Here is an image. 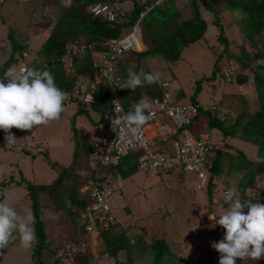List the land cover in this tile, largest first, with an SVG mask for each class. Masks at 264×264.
Segmentation results:
<instances>
[{
	"label": "trees",
	"instance_id": "16d2710c",
	"mask_svg": "<svg viewBox=\"0 0 264 264\" xmlns=\"http://www.w3.org/2000/svg\"><path fill=\"white\" fill-rule=\"evenodd\" d=\"M105 0H72L69 7H63L62 13L56 20L55 25L50 30L49 35L43 40L41 47L38 50L28 67H36L39 69L50 70L55 77L57 86L65 92H70L76 82L82 78L87 79L84 81H94L95 73L92 62L91 54L88 52L85 55L71 56L66 60L63 59L66 53L67 45L70 40L82 39L87 43H93V50L99 51L105 48L104 43L109 39L117 37L123 29L130 30L131 27L138 22L140 13L145 9L144 4L138 0H130V7L121 6L126 14L125 20L107 21L101 19L100 16H95L90 12V6L96 2ZM115 2L121 0H114ZM231 13H238L237 22L240 30L244 33L248 41H252L254 36L264 32V0H223ZM189 5L192 8V15L188 17L181 16V8L175 0H166L159 5H155L151 11L146 14L140 21L141 35L144 44L142 51L131 52L130 65L126 66L124 62L120 65L123 73L124 84L128 79V68L132 67L137 73H153L150 68H146L144 63L149 61L152 57H161L167 62H176L180 59L182 50L193 42L202 39L207 32L208 22L204 14L200 10L197 0H190ZM188 7V6H187ZM204 7L211 11L216 17L213 24L219 28L218 40L224 43V48L221 54H218L216 67L218 69V61L223 54L231 56L233 62L236 63V70L233 78L237 83L251 82L256 90L260 103L258 110L249 112L247 110L240 113V116L235 118L234 123L229 122L225 124L224 121L218 119L215 115L212 116V111H209L210 124L212 127L220 129L224 136H237L238 138L253 143L258 147V155L261 159L255 161L249 160L245 153L241 150H236L237 155L235 159H231L228 163L229 171H238L242 173L239 182L235 185L239 188L242 195V201H249L243 197L247 188H255L263 180L264 174V50H259L250 55L249 51L244 47L241 48V55L233 53L229 49V40L224 34V27L221 24L218 13L220 11L204 0ZM204 12V11H203ZM212 15V16H213ZM210 18V14H206ZM8 36L11 39V47L8 56L0 61V79L4 78V73L13 62H16L18 56L26 49H30V43L23 40H17L11 30L8 31ZM150 40L147 41V39ZM146 40V41H145ZM92 50V51H93ZM69 64L73 68L68 71ZM237 64L239 68L237 69ZM213 71L209 78L213 79L216 72ZM81 79V80H82ZM203 79V80H204ZM201 80L198 82L196 93L199 92ZM6 82V81H5ZM168 88V87H167ZM168 91V90H166ZM165 92V91H164ZM160 83L151 85H144L138 87L134 91L128 88L119 90V96L125 106H129L134 102H138L144 95L150 94L152 96H162L164 94ZM113 93L110 89L104 86L98 87L96 94V102L93 104L94 111L104 114L111 107V99ZM77 103L78 113H84L91 118V112H88L89 107L80 102L78 98H73L72 103ZM66 103V101H65ZM89 111H91L89 109ZM78 115V114H76ZM76 115H73L76 117ZM37 126L31 131L19 130L16 128L11 129L14 136H32ZM74 129H76L74 127ZM2 130V129H0ZM3 131V130H2ZM78 135V134H76ZM75 150L70 165L61 166L56 161H53L48 153L45 152L44 156L49 161L53 168L59 170V174L51 184H35L26 178L16 181L17 185H24L28 189V197L31 206V216L35 218L33 225L34 233L36 236V246L32 253V258L35 264H48L42 260V251L47 249L48 238L46 234V226L42 218V194H46L49 198L58 203L62 207L68 204V212L75 220L74 228L78 229L75 216L78 214V209L83 205L84 200L81 198L80 188L86 181V174L83 170L89 167V174L95 179L100 181L105 180V175H113L115 172H122L124 177H127L138 170L137 157L138 153H132L125 160L124 163L117 168L113 167H91L89 161V153L92 150V145L89 143L81 149L77 138L75 141ZM215 151V148H213ZM227 153L223 150H218L212 171L219 173L225 167L222 163V158H225ZM221 164V166H220ZM223 165V166H222ZM100 175V178L98 177ZM213 177H211L208 190H212ZM13 180V179H12ZM12 180H2V185H9ZM224 205H228L223 201ZM247 212V209H245ZM79 218V216L77 217ZM120 223L103 227L98 229L97 238L101 239L103 251L110 257L115 259L116 264H138L137 261L146 259L145 262L150 264H180L181 262L188 264L185 258L176 255L170 248V243L163 237L154 239L148 243L143 234L128 235L124 229L117 230ZM17 235L18 234H14ZM17 243L18 237L11 241ZM8 244V245H9ZM55 253V250L53 251ZM120 257L122 259H120ZM264 260V258H262ZM82 264L88 263V258L85 254L80 256ZM144 262V261H143ZM142 262V263H143ZM148 264V263H146ZM196 264H217L212 259H200ZM237 264H247L246 262H239ZM264 264V263H263Z\"/></svg>",
	"mask_w": 264,
	"mask_h": 264
},
{
	"label": "rangeland",
	"instance_id": "374dc122",
	"mask_svg": "<svg viewBox=\"0 0 264 264\" xmlns=\"http://www.w3.org/2000/svg\"><path fill=\"white\" fill-rule=\"evenodd\" d=\"M45 1H49V3ZM55 1H58V3H55ZM175 1L181 8L182 17L186 18L192 15V8L188 0ZM32 2L33 0H5L0 7V61L8 56L7 54L11 47L10 38L8 36V30L10 29L8 27L15 30L12 32L17 40L27 41L33 36V41H30V48L32 54L36 55L38 54L43 40L49 35L50 30L62 13L63 7H67L69 4V0H60L61 4L59 0H39L36 3ZM197 2L201 12L204 11L205 18L211 20L216 17V15L214 16L211 11L204 7V0H197ZM208 3H210L215 10L220 11V20L224 23V34L229 40L228 47L233 53L241 55L240 52L242 47L247 49L250 55L259 50H264V32L255 35L251 42L248 41L238 25L237 19L240 17L238 13H231L223 0H208ZM123 5L125 7H130V2L125 1ZM206 14H210V18L207 17ZM212 26L219 31L216 25ZM33 32H35V34H33ZM204 38L206 41V35ZM208 39L211 45L210 49L212 48L211 51H215L216 55L221 54L224 43L219 42L218 33H209ZM232 61L233 58L226 54H223L221 57V64H229L232 63ZM11 65L10 67H13L15 65L14 62ZM184 65L187 66L186 63ZM237 66L238 69L239 65L237 64ZM187 69L188 67L185 71H187ZM208 69V67H204V71ZM169 74L170 72L167 75ZM168 79L170 83L175 82L174 74L170 75ZM234 85L236 86V84ZM68 104L71 105V107H69L70 110H65L67 112L64 111L58 120H54L47 125L37 126L32 136H15L16 139L14 143H7L5 140L6 133L0 130V202L14 206L21 217L31 216V206L27 195L28 189L24 185H17L16 181L26 178L35 184H51L59 174V170L50 165L44 153L47 152L48 156L61 166H67L71 164L76 138L81 145V149H79L81 151L89 144L90 139L93 137L91 129L87 130L84 135L80 130L82 123L91 125L89 117L86 116V119L84 118L85 115L83 117L82 115L74 117L73 115L77 114L74 105L76 107L79 105L75 102L74 105H72V100H70ZM235 106L237 105H234V107ZM71 108H73V110ZM88 112L93 113L94 110H88ZM74 127L76 129H74ZM193 127L194 130L197 128L196 125ZM138 170L139 172H137L133 178H128L126 181L123 178L122 186L117 188L114 195L109 199L112 213L117 217L118 222L121 223L117 230L124 229L127 234H133V232L141 234L145 230L146 232L144 231L142 234L145 235L146 233L145 236L148 242L151 241L150 237L152 235H156L158 238H166L169 242L176 239L175 237L177 236H179L178 239L180 241L183 239V236L186 238V234L188 238L190 234H194L195 240H199L202 236L201 232H205L207 220L211 223L214 222L209 220V217L205 216L201 218L202 222L198 221L195 223L197 216L199 217L197 201L198 198L200 199L199 189L196 183L191 181L196 179V177L192 175L195 173L182 172L185 176L183 177L184 183H182L184 185V193L180 195L178 192L180 186L178 184L168 185L164 183L165 181L161 179L158 180V178L164 176V174L161 175L156 173L154 175V177L156 176L154 182L150 183L148 172L145 170ZM2 180L6 182L7 180H12V183L7 186L2 185ZM217 186L215 189H217ZM261 187H264V182L258 185V188ZM146 191L149 192L146 193ZM218 191H221L220 196L224 198V190L221 189ZM160 195L170 198L171 202L167 205L159 197ZM41 199L43 211L42 218L46 226L50 251L58 249L59 247L61 248L65 242L71 240L79 244L81 250L85 252L79 251L74 254L72 260L73 264H82L80 256L83 254L88 258L87 264H116L115 259L103 251L101 239L97 238V236L93 239L89 234L85 236L83 233H78L74 228L75 220L73 221L72 216L67 210L70 202H67L66 207H62L58 203H54L46 194H42ZM187 213L193 216H188L186 215ZM221 213H223V205L217 204L215 210L217 219ZM74 216L76 224H78L79 218L77 217L79 215L77 214V216ZM129 224H131V226H128ZM141 224H145V229H140ZM147 226H150L151 229L150 227L147 229ZM183 242H185V240ZM186 242L187 243H184V245L189 244V248L198 245V243L191 242L190 239H187ZM177 243L178 242L174 241V243L170 245V248L173 252L182 254V251L179 249L180 246L178 247ZM179 244L182 243L179 242ZM33 246V248H35L36 239ZM31 251H34L32 247L24 248L21 246L18 237L17 243L15 241L9 244L5 249H0V264H35ZM47 252L49 251L44 249L41 253L44 263L49 262ZM195 252L197 253V251ZM52 255L53 257H51V259L53 260L55 253L52 252L51 256ZM199 255L200 259H212L219 264L220 254L212 248V246H202V251L200 253L198 252L196 259ZM183 256L186 257L188 264L194 263L192 262L193 259L187 257L184 251ZM120 259L122 258L120 257ZM145 260L146 259L137 261V263L150 264L149 261L151 259H149L148 262H145ZM180 264L185 263L181 262Z\"/></svg>",
	"mask_w": 264,
	"mask_h": 264
},
{
	"label": "built area",
	"instance_id": "2783aa9c",
	"mask_svg": "<svg viewBox=\"0 0 264 264\" xmlns=\"http://www.w3.org/2000/svg\"><path fill=\"white\" fill-rule=\"evenodd\" d=\"M144 4L145 9L140 13L138 22L130 30L123 31L112 39L104 43L103 50L94 51L93 43H87L82 39H73L68 42L67 51L63 56L66 60L71 56H83L90 53L93 66L95 68V81L91 83H78L67 92L68 99L78 98L88 107L96 102V90L99 82L102 80L105 86L114 93L111 99V109L104 112L99 117L96 124L95 136L92 140V150L88 157L90 164L95 167H117L122 160L131 153H138V168L145 170L149 175H155L160 172L170 170H180L182 172H194L202 186H206L209 177L212 175L213 166V144L207 133L198 134L189 133L187 130L192 124L194 117L198 113V106L192 103H181L172 100L169 91L163 90L162 96L144 95L152 104L151 119L144 127L139 139H133L131 143L128 140H121L117 137V132L112 129L111 120L115 118V112L119 110L120 114H126L133 110L135 102L125 106L118 92L124 85V77L120 71V65L125 61L126 56L133 51L143 50V40L141 35L140 21L155 5H159L166 0H138ZM4 0H0V5ZM90 12L95 16L107 21H124L125 12L121 5L114 0H105L96 2L90 6ZM93 50V51H92ZM32 56L29 52L24 51L19 56L17 67L27 66L31 62ZM73 68L69 64L67 70ZM236 66L232 63L227 64L222 75L232 81ZM111 77V80H109ZM98 82V83H97ZM167 84V83H164ZM166 117L171 122H164L160 127V132L152 135L148 132V125L155 123L160 118ZM161 135L167 138L168 135H174L173 147L170 150L161 149L154 141V137ZM86 181L80 188V194L83 205L78 209V233L85 236H97L98 229L109 227L118 223L117 217L112 213L109 199L114 195L117 188L123 184V176L120 172L113 175H105L103 181L90 176L86 171ZM100 178V175H98ZM238 189L239 198L242 200V193ZM227 190L224 189V192ZM246 195L254 192L247 188L244 192ZM259 203H264V193L260 192L252 195ZM82 251L79 244L75 241H67L64 245L55 249V257L50 264H73L74 254ZM83 252V251H82ZM85 253V252H83Z\"/></svg>",
	"mask_w": 264,
	"mask_h": 264
},
{
	"label": "clouds",
	"instance_id": "9594fccd",
	"mask_svg": "<svg viewBox=\"0 0 264 264\" xmlns=\"http://www.w3.org/2000/svg\"><path fill=\"white\" fill-rule=\"evenodd\" d=\"M71 4L72 0H69L67 7ZM24 51L29 52L32 58L35 56L30 49ZM19 56L18 60L14 62L15 65L8 68L4 73V78L0 79V129L6 133L5 140L9 144L14 143L16 139L11 133L12 128L31 131L35 126L47 125L58 120L65 111V101L69 102L67 92L57 86L54 74L50 70L27 66L17 67ZM232 64L236 66L233 61ZM127 71L128 79L123 86H120L121 88L134 91L146 84L151 85L159 82L158 73H137L132 67H129ZM164 83L167 81L161 82L160 85L166 91L169 86L168 83ZM151 110L152 104L147 98H141L133 105V110L126 114L121 115L117 110L115 118L111 120L112 129L117 132V137L121 140H128L129 143L133 139H139L144 127L151 119ZM187 131L191 133L189 129ZM207 134L210 139V134ZM210 141L215 148L212 138ZM215 159L214 156L213 166ZM88 170L89 167L83 171ZM211 177L215 178L213 171L207 187ZM262 182H264V178ZM226 188L222 204L223 201L227 203L228 209L219 215L218 219L214 212L209 215V220L214 222L211 226L215 227L218 224L225 231L221 232V235L212 242L211 246L220 254L219 264H236L237 259L258 261L264 258V203L257 202L258 200L253 199L252 195L264 193V187L258 188L257 185L253 189L250 188L254 193L249 196L244 193L243 197L249 201H242L239 198L237 188L225 185L223 190ZM34 223V217H21L14 206L0 202V249H5L11 241L17 238L14 234H18L22 247H32L36 239Z\"/></svg>",
	"mask_w": 264,
	"mask_h": 264
},
{
	"label": "crops",
	"instance_id": "0c3cea01",
	"mask_svg": "<svg viewBox=\"0 0 264 264\" xmlns=\"http://www.w3.org/2000/svg\"><path fill=\"white\" fill-rule=\"evenodd\" d=\"M38 1L39 0H33L32 3H36ZM125 1L130 2V0H121V1H119V4L123 7H125L123 5V3ZM188 1H190V0H188ZM45 2L49 3V1H45ZM55 3H58V1H55ZM59 3L61 4L60 0H59ZM32 13H33V10H32ZM202 13L204 14L203 11H202ZM218 15H220V13H218ZM207 22H208V27H207V32L205 34L207 37L206 38L207 42L205 41V38L203 37L202 39H199L198 41L193 42L190 45L186 46L181 52L180 59L176 62H167L163 58H161L159 56L158 57L155 56V57L149 58V61L144 63V65H143L146 68H150V70L153 73L159 74V83H161L163 81L168 82V86H169L168 90H169V93L171 95L172 100H174L175 102H181V103H188L189 102V103H192V104L198 106L199 111H198L197 115L195 116V119L193 120L191 127L189 128L190 132L193 134H198V133H202V132L209 133L210 139L212 138V140H213L212 142L214 143V146H215V151H214L215 157H216V154L218 153V150H223L227 153V155H225V158H222V163L225 164V167L222 165L223 166V167H221L222 171H219V173H217L215 175V178L213 179V186H212L211 191L208 190L207 186L203 187L200 184L196 174H192L193 177H196V179L191 180V181L193 183H196V186L199 189V196H200V199L198 198V201H197V207H199L198 208L199 217L197 216L195 223H197L198 221L202 222V219H201L202 217H205V216L209 217V215L212 214L213 212L215 214L217 204L223 205L222 204L223 198H222V196H220L221 191H218V190L223 189V187L225 185L235 186V184L237 182H239L242 173H240L238 171H229L228 170L229 169L228 163H230V160L232 158L235 159V157L237 155L236 150L243 151L249 160L256 162L257 160L261 159L258 155V147L255 144L248 143V142L238 138L237 136H230V135L224 136L223 132L220 129H218L216 126L212 127L213 124H212V126H210V124L213 120H211V122H210V115L208 114L209 111H212V116L215 115L218 119H220L221 121H224L225 124H229V122L234 123L235 118L237 116H240L239 114L245 110H247L249 112H254L255 110H258V108L260 107V103H259L258 96H257V90L251 82L239 84V83H237V81L235 79L232 81H228L222 75V72H223L224 68L227 66V64H223V63L221 64V58L219 59L218 64H217L218 69L216 70L217 73L215 74V77H213V79H211V78L210 79H204V78H209L211 76V74L213 73V71H215L214 69L217 68L216 67V61L218 60L217 57L219 56L218 54L216 55L215 51L214 52L211 51L212 48L210 49L211 45L209 44V39H208L209 33L211 34V32H212L213 34H216V32H217L219 34V31L216 30L215 28H213V26H212V25H214L213 24L214 19H211V20L207 19ZM221 24H224V23L221 21ZM8 28L11 31H15L11 27H8ZM33 34H35V32H33ZM32 37L33 36H31V39L30 38L28 39L29 43L32 40ZM148 40H150V38H148L147 41ZM22 42L25 43L24 41H22ZM130 59H131V53L129 54V56H126V59L124 61V64L126 66L130 65ZM185 63L187 66L184 65ZM187 67H188V69H187V71H185V69ZM204 67H208L209 69L207 71H204ZM120 71H122V69H120ZM169 72H170V74L167 75ZM173 74H174L175 82L170 83L168 78L170 75H173ZM222 78H223V80H222ZM81 79L82 78H80L76 82L75 85H77L78 83H84V82L91 83V82H93V81H84L87 79H82V80ZM201 80H203V81L200 85L199 92L196 93V89L198 87V82H200ZM98 84H99L98 87L104 86V87L108 88V86H105L103 84L102 80ZM234 84H236V86ZM97 92H98V88L96 90V94H97ZM113 95H114V93H113ZM118 95H119V92H118ZM233 99H235V100H233ZM70 100H72V99H70ZM70 100H69V102H70ZM69 102L66 101L65 110H70L69 107H71V105L68 104ZM72 105H74V104L72 103ZM234 105H237V106L234 107ZM74 107L77 110L78 107H76L75 105H74ZM71 109L73 110V108H71ZM89 109L95 110L94 107H90ZM89 109H87V110H89ZM109 109H111V107ZM109 109H107V110H109ZM65 112H67V111H65ZM75 112L79 116L82 115V117L85 115L84 118L87 116L84 113L83 114L78 113V110ZM78 115H76V116H78ZM101 115L102 114H100L96 111H94L93 113L91 112L92 117L89 118L91 125L86 124V123H82V125L80 126V128H81L80 130H81V133L83 135L85 134V132L87 130L91 129V132H92L91 134L93 135V137L89 141L90 144H91L92 140L94 139L96 124H97L99 117ZM164 122L170 123L171 121L166 117H162L158 121H156L155 123H151L148 125V127H147L148 132H150L152 135L159 133L160 132L159 126ZM194 125L197 126V128L195 130L193 129ZM153 139H154L156 145L158 147H160L161 149L170 150L173 147V141L175 139V136L174 135H168L167 138H165L164 136L158 135V136L154 137ZM72 157H73V154H72ZM123 163H124V160L121 163V165ZM220 166H221V164H220ZM137 172H139V170H137L135 173H133L127 177H124L122 172H121V175L123 176V178L126 181L128 178H130V179L133 178ZM159 174H161V175L164 174V176L159 177L158 180L161 179L162 181H165L164 183H166L168 185L178 184L180 186V190L178 192L180 193V195H183L184 185L182 183H184L183 177H185V176L183 175L182 171L174 170V171H170V172H162ZM155 177H154V175H148L149 182L150 183L154 182ZM263 177H264V174H263ZM217 184H218V186H217ZM216 186H217V189H215ZM148 192L149 191H146V193H148ZM159 197L167 205L171 202L170 198L164 197L163 195H160ZM224 206H227V207H224ZM191 207H192V204H191ZM228 207H229L228 205H223V212L226 211L228 209ZM221 214H223V213H221ZM186 215L191 216V217L193 216L190 213L189 214L187 213ZM212 224L213 223H211L207 220V223L205 224V232L204 231L201 232L202 236L200 237L199 240H195L194 234H190L189 238H188V235L186 234V238L183 236V239H181L180 241L178 239L179 236L175 237L178 240L174 239V240L169 241L170 245L173 244L174 241L178 242L177 243L178 247L180 246L179 249L182 251V254H177L175 252L174 253L176 255H179V256L186 259V257L183 256V251H184L187 257L193 259L192 260V262H194L193 264H196V262L198 260H200V255L197 257V259H196V256H197L198 252L200 253L202 251V246H211L212 242L218 236L221 235V232L224 233V231H225L219 225H217V227L216 226L210 227V225H212ZM120 225H121V223H120ZM128 226H131V224H129ZM140 227H141L140 229L143 230V229H145L146 226H145V224H141ZM148 227H150V226H147V229H148ZM150 229H151V227H150ZM144 231L142 233H144ZM133 234H140V233L133 232ZM128 235H132V234H128ZM145 235H146V233H145ZM92 237L94 239L93 235H92ZM210 237H211V239H210ZM150 238H151L150 242H152L154 239H157L158 237H156V235H152ZM187 239H190L191 242H193V243H198V245H195L194 247L189 248V244L184 245V243H187L186 242ZM145 240H146V236H145ZM184 240H185V242H183ZM150 242H148V243H150ZM179 242L182 243L183 245L179 244ZM33 247L34 246L32 245V249H34ZM47 250L49 251V252H47L48 253L47 258H49V260H48L49 262H47V263L49 264L50 261L52 260L51 257H53V255H54L53 254L51 256V254L54 250L50 251L49 246H48ZM195 251H197V253ZM31 253H33V252L31 251ZM194 258H195V260H194ZM237 261H239V262L244 261L247 264H263L264 263L263 259H260L258 261H254L251 259H246V260L237 259Z\"/></svg>",
	"mask_w": 264,
	"mask_h": 264
}]
</instances>
